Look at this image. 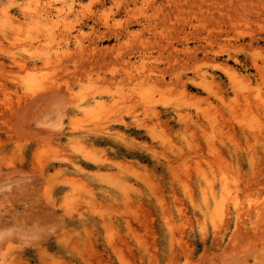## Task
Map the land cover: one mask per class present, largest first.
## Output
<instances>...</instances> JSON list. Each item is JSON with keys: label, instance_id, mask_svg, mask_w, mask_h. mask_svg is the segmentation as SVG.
<instances>
[{"label": "rangeland", "instance_id": "obj_1", "mask_svg": "<svg viewBox=\"0 0 264 264\" xmlns=\"http://www.w3.org/2000/svg\"><path fill=\"white\" fill-rule=\"evenodd\" d=\"M49 1L0 0V264H264L191 203L224 164L263 208L264 0Z\"/></svg>", "mask_w": 264, "mask_h": 264}, {"label": "bare ground", "instance_id": "obj_2", "mask_svg": "<svg viewBox=\"0 0 264 264\" xmlns=\"http://www.w3.org/2000/svg\"><path fill=\"white\" fill-rule=\"evenodd\" d=\"M17 2L19 3V7H21L22 9H25V8H31L33 6H35L33 8L32 11H30L29 13V16L31 17H36V19H39L41 21V23L43 25H46V26H52V19H51V14H53V12L51 11L52 10V5L50 4V1L49 3L47 4H42V0H17ZM16 2V3H17ZM66 9H69V10H74V4L73 3H66L64 2L63 3V7H62V10H57L58 13H60L61 11L63 10H66ZM7 12V11H5ZM4 12V15L7 16V13ZM26 14V13H25ZM27 15V14H26ZM44 17L47 19V22L45 23L44 22ZM43 19V20H42ZM108 22V21H107ZM54 36V35H53ZM49 38V36H48ZM47 38V39H48ZM47 48V47H46ZM52 48V47H51ZM50 48V49H51ZM52 54H54L52 52ZM48 58V57H47ZM61 58V57H60ZM58 58V59H60ZM51 59V58H49ZM48 59V60H49ZM53 60V59H51ZM50 62V61H49ZM52 62V61H51ZM50 62V63H51ZM47 64V63H46ZM49 64V63H48ZM262 128V127H261ZM261 131V130H260ZM257 134V133H256ZM242 150V149H241ZM256 152V151H255ZM232 153V152H231ZM240 153V152H239ZM243 153V152H242ZM244 156V155H243ZM253 156V155H252ZM255 156V155H254ZM221 157V156H220ZM238 158V156H237ZM240 158H241V155H240ZM244 157H242L243 159ZM255 158V157H253ZM220 159V158H219ZM235 159V157H234ZM221 160V159H220ZM243 161V160H241ZM254 161V160H253ZM221 163V162H220ZM199 164V163H198ZM232 164V163H231ZM231 164L227 165V166H230ZM202 165V164H201ZM218 165V164H217ZM224 165V164H223ZM223 165L220 164V167L219 168H214L212 167V173L215 175L216 174V171H217V175L219 173V171L223 172V175H222V178L221 180L218 181V179H216L215 176H213L209 181L207 180V185L208 188L207 189H203L202 188V200L200 201V203H197L196 200H191L192 204H194V206L201 212V216L199 218V221L198 222H204L206 223L208 220H211L212 222L213 221H216V220H220L222 223H224L225 221V217H226V214L230 216V220L229 218H227L229 221L226 222L227 224H223V228H222V224H218V226H221V228L223 230H226L229 226H230V223H234V226L236 228H238L240 226V224L243 221V218L245 217H248L249 218V223L251 225L254 226V224L256 225V221L254 222V218L252 216H256V220L258 219V217L261 216L262 214V211H264V205H263V208H261L262 206L259 207V205H255L252 203V196H251V193L250 195L248 194V196L243 192L244 190L241 188V184L240 182L238 181V179H236L235 181H230V176L227 174H225V171H227L228 169H226ZM198 166V165H197ZM219 166V165H218ZM225 166H226V163H225ZM239 166V165H238ZM201 167V166H200ZM231 167V166H230ZM203 168V167H202ZM173 169V168H172ZM201 169V168H200ZM204 169V168H203ZM209 169V168H208ZM213 169H216V171L213 172ZM231 170V169H230ZM236 170V168H235ZM174 171V170H173ZM233 172H235L234 170H232V174ZM179 173V172H178ZM206 173V171H205ZM208 173V172H207ZM206 173V174H207ZM236 173V172H235ZM244 173V172H243ZM261 173V172H260ZM177 174V172H176ZM210 174V173H209ZM231 174V175H232ZM173 175H175L173 173ZM237 175V174H236ZM241 175V174H240ZM187 176V175H186ZM242 176V175H241ZM180 177V176H179ZM191 177V176H190ZM233 177V176H232ZM238 177V176H237ZM178 179V176L176 177ZM182 178V177H181ZM179 178V179H181ZM189 178V177H188ZM186 178V179H188ZM190 179V178H189ZM198 179V178H197ZM200 179V178H199ZM209 179V178H208ZM216 179V180H214ZM202 181V180H201ZM215 182L218 184L220 182V186H219V190H217L218 188L216 187V184ZM247 184V181L245 182ZM182 184V183H181ZM191 184V183H190ZM203 184V183H202ZM205 184V182H204ZM183 185V184H182ZM199 185V184H198ZM251 185V184H250ZM201 186V185H200ZM205 186V185H204ZM243 186V185H242ZM248 188V187H247ZM249 189V188H248ZM257 191V190H256ZM247 192V190L245 191ZM250 191H248L249 193ZM251 192H253L251 190ZM194 193V192H193ZM193 195V194H191ZM190 197V196H189ZM193 197V196H191ZM82 199V198H81ZM248 199V200H246ZM247 201V204H245ZM264 201V199H263ZM262 201V203H263ZM195 209V208H194ZM199 212V213H200ZM78 215V213H77ZM81 215V214H80ZM228 217V216H227ZM264 216H262L263 218ZM96 218V217H95ZM198 218V217H197ZM261 218V217H260ZM83 219V218H81ZM104 219V218H103ZM103 219H101L103 221ZM100 220V221H101ZM105 220V219H104ZM198 220V219H197ZM101 221V223H102ZM227 221V220H226ZM258 221V220H257ZM260 222V220H259ZM105 223V222H104ZM207 224V223H206ZM209 224V223H208ZM207 224V225H208ZM210 226V225H209ZM220 229V227H218ZM170 232V231H169ZM171 236V235H170ZM176 238V237H175ZM171 239H172V236H171ZM116 244V243H115ZM114 244V245H115ZM110 245V244H109ZM118 245V243H117ZM1 247V246H0ZM116 247V246H115ZM118 247H116L115 249H117ZM2 252V251H1ZM118 252L119 254V250L118 251H115V253ZM121 255V254H120ZM8 256V255H7ZM120 260H121V263L123 264H127L126 262V258L124 257V255L120 256Z\"/></svg>", "mask_w": 264, "mask_h": 264}]
</instances>
